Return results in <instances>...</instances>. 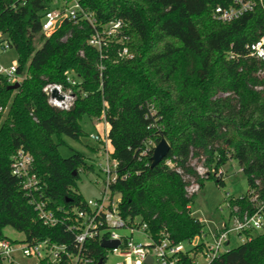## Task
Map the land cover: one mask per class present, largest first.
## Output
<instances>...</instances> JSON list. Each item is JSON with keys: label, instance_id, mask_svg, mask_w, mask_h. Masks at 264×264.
<instances>
[{"label": "trees", "instance_id": "16d2710c", "mask_svg": "<svg viewBox=\"0 0 264 264\" xmlns=\"http://www.w3.org/2000/svg\"><path fill=\"white\" fill-rule=\"evenodd\" d=\"M82 3L100 24L122 20L128 35V40L122 35L111 40L102 71L99 52L88 43L93 28L87 21H65L46 36L41 16L47 0H0V29L17 51L18 71L29 74L18 89H9L0 74V106L5 108L0 114V240L9 238L3 229L10 226L29 242L49 238L71 246L74 233L66 227L74 221L73 210L86 204L78 190L80 172L93 166L85 165L78 150L63 156L59 144L63 135L81 140L82 119L96 123L104 112L113 155L127 175L113 186L122 196L123 214L139 217L153 234L165 230L175 242L190 243L203 233L204 224L191 210L197 194L188 196L185 187L191 178L200 190L210 178L222 185V174L212 170H221L230 159L237 160L248 180L246 193L230 200V213L242 216L264 203V59L251 51L264 34V0L230 22L213 17L222 0ZM125 45L132 57L119 56ZM68 74L81 80L87 95L62 111L48 103L43 86L66 84ZM163 138L170 144L167 157H177L181 173L165 160L152 167L151 155L139 158L147 140L158 144ZM21 147L34 157L47 208L66 216V224L51 228L38 219L11 170V156ZM193 159L208 167L207 176L197 174ZM87 252L106 259L98 241ZM211 264H264V231Z\"/></svg>", "mask_w": 264, "mask_h": 264}, {"label": "built area", "instance_id": "2783aa9c", "mask_svg": "<svg viewBox=\"0 0 264 264\" xmlns=\"http://www.w3.org/2000/svg\"><path fill=\"white\" fill-rule=\"evenodd\" d=\"M213 9V17L222 22H230L245 13L254 11L263 0H222ZM25 4L27 0H18ZM16 4H13L15 6ZM65 21L80 24L87 21L93 28L88 39L89 45L99 52L100 60L97 67L104 69L103 59L107 57L109 44L118 35L128 40L124 33V23L117 19L100 24L94 14L88 11L82 0H47L46 9L41 16V32L46 36L51 35ZM12 48V43L7 34L0 29V51L5 52ZM252 54L257 58L264 59V34L251 46ZM120 57H132L128 46L119 49ZM19 63L11 65L0 64V74L4 75L9 84L22 83L29 74L18 71ZM81 80L73 74L66 76V84L63 82H47L43 91L47 96L48 103L62 111L70 110L79 96L85 97L87 93L81 88ZM5 108L0 106V114ZM150 114L155 115L156 110L150 108ZM100 120H103L105 128L102 133L93 135V139L99 142L97 149L98 157L102 159L98 163L99 169L105 174L101 182L100 195L86 200L83 208L74 211V221L68 224L66 229L74 233L71 246L66 242H55L49 238L29 242L26 240L12 241L9 238L0 240V262L3 264L17 263L16 254L36 257L33 264H97L98 259L88 254L91 242L98 241L101 246L103 241H118L115 247H104L105 256L109 253L122 257L116 264H201L198 260L200 255L204 264H211L222 253L229 250L231 234L234 233L242 242L250 241L257 232L264 230V203L258 202L253 212H245L242 216L230 213L227 222L219 225L214 232H203L188 242H175L165 230L153 234L146 222H141L139 217L125 216L121 209L122 196L113 188L121 178L127 177L119 171L120 161L113 155V147L108 136V123L105 112ZM107 125V126H106ZM150 126H153L151 124ZM157 144L149 139L139 151V158L152 156V149ZM177 157H166L165 163L181 173L177 167ZM197 174L205 177L209 169L196 159L191 161ZM12 173L21 179L22 189L29 197L30 204L37 212L38 219L51 228L66 224V216L47 208L42 199V185L34 171V157L24 148L17 149L11 156ZM216 176L223 175L222 169L212 170ZM189 178V177H187ZM185 190L188 196L200 191V183L191 178ZM252 200H256L253 197ZM67 213L69 211H66ZM135 233L148 238V241L136 240ZM186 244H190L189 247ZM151 257L150 262H146ZM105 261V260H104ZM104 261L102 264H104Z\"/></svg>", "mask_w": 264, "mask_h": 264}, {"label": "rangeland", "instance_id": "374dc122", "mask_svg": "<svg viewBox=\"0 0 264 264\" xmlns=\"http://www.w3.org/2000/svg\"><path fill=\"white\" fill-rule=\"evenodd\" d=\"M17 63L18 56L15 48H9L5 52L0 51V64L11 65ZM260 76L264 79V70L260 72ZM81 124L85 132L81 140L63 135L62 141L59 144V151L63 156L68 157L75 150H78L86 157L85 165L93 166V170L84 168L80 172V179L78 181L79 192L88 200L100 195L101 182L105 178V174L101 172L98 166V163L102 161L97 153L99 142L92 137L99 132L102 133L105 125L103 120L93 123L86 116L82 119ZM222 172L223 184L218 185L214 178L206 179L202 189L191 203L192 214L204 224L205 232H214L219 225L227 222L230 218V200L241 196L248 190L247 177L241 170L237 160H228L222 167ZM3 233L13 240L21 241L25 239L23 232H19L10 226L5 227ZM134 236L136 240L148 241V238L141 234L135 233ZM241 243V238L232 233L228 248H233ZM186 246L189 247L190 244H186ZM16 259L17 263L11 264H33L36 262V257L24 256L21 253L16 254ZM120 260H122V257L109 253L104 264H116ZM198 260L201 264L205 263L200 255L198 256Z\"/></svg>", "mask_w": 264, "mask_h": 264}, {"label": "water", "instance_id": "95a60500", "mask_svg": "<svg viewBox=\"0 0 264 264\" xmlns=\"http://www.w3.org/2000/svg\"><path fill=\"white\" fill-rule=\"evenodd\" d=\"M20 87V83L16 82L14 84H10L8 86L9 89H18ZM170 151L169 142L163 138L160 142L155 146L153 155L151 156V166L154 167L162 162L168 155ZM118 245V241H103L102 246L104 247H115ZM151 257H148L146 262H150ZM102 259L98 261L97 264H102Z\"/></svg>", "mask_w": 264, "mask_h": 264}]
</instances>
